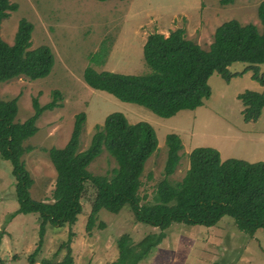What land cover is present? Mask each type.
Masks as SVG:
<instances>
[{
	"label": "rangeland",
	"instance_id": "obj_1",
	"mask_svg": "<svg viewBox=\"0 0 264 264\" xmlns=\"http://www.w3.org/2000/svg\"><path fill=\"white\" fill-rule=\"evenodd\" d=\"M264 0H236L221 6L219 0H13L17 10L1 22L0 37L13 44L18 23L25 19L33 25L31 47H48L54 56L50 74L42 79L18 77L0 84V98H17L15 122L23 123L33 114L32 100L41 106L61 97L59 107L45 111L36 122L34 137L25 146L32 151L24 156L27 171L33 180L31 197L50 201L55 184V171L47 151L62 148L72 133L74 118L85 113L80 135V150L87 148L96 126H101L112 113H121L129 124L145 122L156 133L158 151L145 165L141 196L151 200L155 185L162 179L167 155L166 137L177 135L182 143L181 161L172 182L180 181L189 167L188 154L195 148L216 149L221 160L239 159L248 163H264V109L255 123H246L238 96L246 91L261 93L264 85L253 80L247 64L233 63L234 74L225 81L218 74L208 80L211 96L202 107L183 110L164 119L145 107L122 102L112 95L89 88L83 81L85 68L123 75L142 76L149 72L143 58V45L149 34L169 33L182 28L188 40L208 50L215 29L222 23L236 20L261 29L257 8ZM168 35V34H167ZM166 36V34H164ZM260 74L264 64L259 65ZM116 167L103 152L89 166L93 175H109ZM150 175L151 178H148ZM95 193L86 186L82 197L83 214L72 227L47 228L44 245L34 264L43 258L60 261L71 232L73 264H111L117 259V240L129 235L134 244L158 230L136 223L125 207L118 214L101 210L91 229L86 230L91 202ZM18 209L15 181L11 165L0 158V232H5L0 246L3 264H30L29 256L38 242V214L9 216ZM59 251V252H58ZM143 264H264V231L249 237L237 230L233 221L224 217L212 228L172 225L166 238Z\"/></svg>",
	"mask_w": 264,
	"mask_h": 264
},
{
	"label": "trees",
	"instance_id": "obj_2",
	"mask_svg": "<svg viewBox=\"0 0 264 264\" xmlns=\"http://www.w3.org/2000/svg\"><path fill=\"white\" fill-rule=\"evenodd\" d=\"M235 1L219 0V3L227 6ZM17 8L13 0H0V26ZM257 18L261 29L236 20L222 23L215 29L208 50L188 40L182 28L170 31L167 36L149 34L143 45L144 62L149 68L147 74L97 72L89 66L84 70L83 81L93 90L145 107L164 119L183 110L193 111L211 96L208 80L213 74L225 81L234 77L228 70L233 63L247 64L245 72L250 71L252 79L264 85V73L259 71V65L264 64V1L257 8ZM32 31L33 25L21 19L13 44H7L0 37V84L22 76L37 80L50 74L54 66L53 53L46 46L30 50ZM53 96L44 106L33 99V114L23 123L15 122L18 99L4 101L0 98V158L11 165L18 203V209L9 220L17 215L39 216L38 242L28 263L36 262L47 228L72 227L77 223L83 214L81 200L88 184L95 193L86 225L88 232L101 210L118 214L125 207L136 223L158 230L136 244L129 235L121 236L116 242L117 259L111 264L145 263L172 225L212 228L228 217L239 232L249 237L257 230L264 231V163L221 160L216 149L195 148L188 154L189 167L183 178L172 182L170 177L180 164L179 153L183 147L180 138L170 134L165 141L167 155L162 179L155 185L151 200L147 201L140 190L144 186L145 165L158 151L156 133L145 122L129 124L121 113L108 115L103 125L96 126L83 151L80 150V135L86 115L77 114L65 146L47 151L56 175L50 201L33 200L30 190L34 182L24 161V156L32 149L25 143L37 133L36 122L41 115L59 107L60 93L54 91ZM238 100L243 107L244 122L255 123L264 109V91H246ZM103 152L114 160L116 167L109 175H93L89 166ZM4 234L0 232V246ZM72 236L70 232L67 241L59 245V251H66L60 261L43 258L39 264H73ZM3 263L0 258V264Z\"/></svg>",
	"mask_w": 264,
	"mask_h": 264
},
{
	"label": "crops",
	"instance_id": "obj_3",
	"mask_svg": "<svg viewBox=\"0 0 264 264\" xmlns=\"http://www.w3.org/2000/svg\"><path fill=\"white\" fill-rule=\"evenodd\" d=\"M170 31H173V30L171 29ZM170 31H169V32H170ZM159 34H160V33H159ZM161 34H162V33H161ZM164 34H166V36H167L168 33H163L162 35H164Z\"/></svg>",
	"mask_w": 264,
	"mask_h": 264
}]
</instances>
